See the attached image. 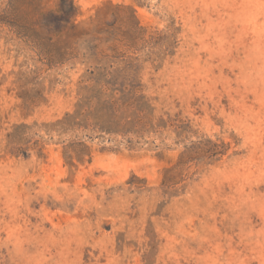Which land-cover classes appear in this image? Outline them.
<instances>
[{"label":"rangeland","instance_id":"374dc122","mask_svg":"<svg viewBox=\"0 0 264 264\" xmlns=\"http://www.w3.org/2000/svg\"><path fill=\"white\" fill-rule=\"evenodd\" d=\"M73 4L0 0V264H264V0Z\"/></svg>","mask_w":264,"mask_h":264},{"label":"trees","instance_id":"16d2710c","mask_svg":"<svg viewBox=\"0 0 264 264\" xmlns=\"http://www.w3.org/2000/svg\"><path fill=\"white\" fill-rule=\"evenodd\" d=\"M59 9L51 12L49 15H53L55 18L60 19L62 21L69 22L72 17L69 15V11L74 8L73 0H59ZM42 13V12H41Z\"/></svg>","mask_w":264,"mask_h":264}]
</instances>
